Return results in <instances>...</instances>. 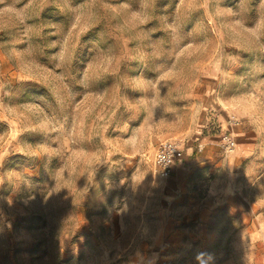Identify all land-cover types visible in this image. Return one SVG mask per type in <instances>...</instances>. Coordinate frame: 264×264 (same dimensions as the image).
<instances>
[{
  "label": "rangeland",
  "instance_id": "obj_1",
  "mask_svg": "<svg viewBox=\"0 0 264 264\" xmlns=\"http://www.w3.org/2000/svg\"><path fill=\"white\" fill-rule=\"evenodd\" d=\"M232 124L244 197L206 215ZM0 264H264V0H0Z\"/></svg>",
  "mask_w": 264,
  "mask_h": 264
},
{
  "label": "crops",
  "instance_id": "obj_2",
  "mask_svg": "<svg viewBox=\"0 0 264 264\" xmlns=\"http://www.w3.org/2000/svg\"><path fill=\"white\" fill-rule=\"evenodd\" d=\"M228 126L234 131V137L238 142L235 149L227 152L226 158L219 161L214 157V147L211 145L214 143H210L212 141L207 140L204 142L203 151L200 154L203 157V164L209 166V168L208 175L204 179L206 191L203 199L204 207L202 209L194 207V210H204L206 215H211L220 205L227 204L228 206H232L235 200L244 197L243 186H238L237 179L242 177L240 167L250 153L249 147L253 143V137H250L251 135H249L246 125L232 124ZM190 152L187 151L185 157L177 164L178 168L175 167V174H178L179 178L186 168L193 166L194 162L192 161L196 160H189ZM248 169H251V167L249 166ZM257 169L259 168L257 167ZM247 174L249 177L253 173L248 170ZM196 195L197 192H194L189 196L190 203L192 202L191 200H198Z\"/></svg>",
  "mask_w": 264,
  "mask_h": 264
},
{
  "label": "built area",
  "instance_id": "obj_3",
  "mask_svg": "<svg viewBox=\"0 0 264 264\" xmlns=\"http://www.w3.org/2000/svg\"><path fill=\"white\" fill-rule=\"evenodd\" d=\"M224 139L227 141V145L230 148H233L235 141L227 135ZM185 155L186 152L179 142L172 139L160 141L156 147L154 155L156 171L163 178L171 177L175 166L185 157Z\"/></svg>",
  "mask_w": 264,
  "mask_h": 264
}]
</instances>
